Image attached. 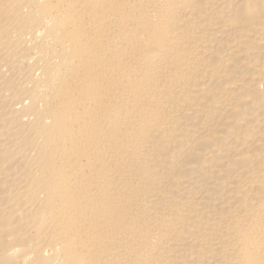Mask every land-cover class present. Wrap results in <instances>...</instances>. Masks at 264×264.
Instances as JSON below:
<instances>
[{
    "label": "bare ground",
    "instance_id": "1",
    "mask_svg": "<svg viewBox=\"0 0 264 264\" xmlns=\"http://www.w3.org/2000/svg\"><path fill=\"white\" fill-rule=\"evenodd\" d=\"M0 264H264V0H0Z\"/></svg>",
    "mask_w": 264,
    "mask_h": 264
}]
</instances>
